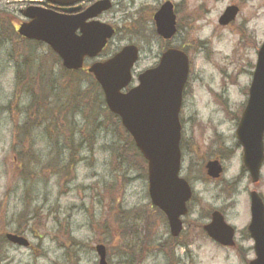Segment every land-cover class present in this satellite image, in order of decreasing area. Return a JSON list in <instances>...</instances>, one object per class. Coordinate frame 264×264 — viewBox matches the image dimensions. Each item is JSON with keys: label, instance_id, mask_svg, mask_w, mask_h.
<instances>
[{"label": "rangeland", "instance_id": "rangeland-1", "mask_svg": "<svg viewBox=\"0 0 264 264\" xmlns=\"http://www.w3.org/2000/svg\"><path fill=\"white\" fill-rule=\"evenodd\" d=\"M35 1L0 0V23H7L8 28L12 16L20 23L25 21L20 11ZM111 1L112 10L99 20L113 26L116 35L98 60L111 58L127 45L139 46L141 58L133 70L132 86L138 84V74L156 66L169 48L184 50L191 61L181 112V176L194 191L185 230L178 243L161 250L159 245L171 238L170 231L152 205L147 168L134 166L131 155L116 159L124 140L100 102L96 106L99 103L101 107L97 115L102 116V126L93 122V113L85 112L88 120L79 113L69 127L77 132L88 123L87 132L96 135L94 147L83 142L80 134L76 137L74 151L79 160L75 168L65 166L70 151L64 148L71 143H65L63 137L58 140L55 131L41 126L25 134L30 98H21L17 108L9 109L16 94L22 52L17 35L10 31V41L0 40V264H99L95 250L99 244L105 245L110 264H247L246 257H255L246 235L249 194L254 190L264 194V167L260 182L253 184L248 172L242 170L240 150L227 160L221 182L208 180L204 166L220 139L235 146L238 117L246 106L252 80L250 64L256 63V49L264 42V0ZM166 1L173 3L178 24L177 35L169 41L157 35L153 18ZM231 5L238 6L240 13L230 26L222 27L219 19ZM244 32L253 44L241 43ZM200 40L204 44H199ZM48 48L33 46L32 50L40 57ZM94 61L87 60L85 67ZM49 66L56 76L64 69L54 60ZM77 78L84 87L92 86L85 74L79 73ZM229 184L232 187L227 192L224 188ZM220 208L227 210L229 223L237 229L244 259L212 244L203 233L206 214ZM122 212L132 214L125 217ZM148 223L152 224L149 229ZM17 232L29 241L28 248L5 241L8 233ZM145 233L150 236L151 249L140 254V261L130 253L131 259L121 254L129 252L119 249L122 244H138Z\"/></svg>", "mask_w": 264, "mask_h": 264}, {"label": "water", "instance_id": "water-1", "mask_svg": "<svg viewBox=\"0 0 264 264\" xmlns=\"http://www.w3.org/2000/svg\"><path fill=\"white\" fill-rule=\"evenodd\" d=\"M44 1L68 6L80 0ZM111 6L109 0H103L76 16L31 6L22 11L29 22L23 23L18 33L23 38L48 45L60 57L64 68L78 71L83 69L86 58H97L113 38L115 30L111 26L99 21L87 23L110 10ZM238 14L237 6L228 7L219 19V24L228 26ZM154 20L160 37L171 40L176 35V15L170 1L161 6ZM78 31L81 35H77ZM138 59V48L127 46L112 59L93 64L88 72L100 84L110 112L120 117L123 127L147 161L152 205L166 215L172 235L177 237L183 230L181 217L188 213L187 204L193 196L189 183L180 177V114L189 78V58L181 50H167L159 65L139 75V85L124 93L132 82V70ZM236 135L243 148L244 167L253 182H257L264 160V43L258 52L249 99ZM206 167L209 177H220L222 169L218 161L209 162ZM251 199L248 231L255 241L257 258L250 264H264V204L256 193H252ZM205 230L215 242L223 246L235 245V229L225 222L220 213L213 214V222ZM6 238L14 245L24 248L29 246V241L23 236L8 234ZM96 251L99 264H108L105 246H97Z\"/></svg>", "mask_w": 264, "mask_h": 264}, {"label": "trees", "instance_id": "trees-1", "mask_svg": "<svg viewBox=\"0 0 264 264\" xmlns=\"http://www.w3.org/2000/svg\"><path fill=\"white\" fill-rule=\"evenodd\" d=\"M8 23V28H6L7 23H4V25L3 23H0L2 29L0 32V40L10 41L11 38H9L8 34L12 31V33L17 35L16 39H18L22 51L18 56L20 64L18 65L15 78L16 94L14 100L10 102L9 109H12L13 107L17 108V104H20L21 98L28 96L30 98V103L27 108V117H29V121H26L23 127L25 134L28 136V130L30 128L41 126H44L45 130L50 128L55 131V137H57L58 140L63 137L65 143H71L64 148L66 151H70V161L66 163L65 166L66 168H75L79 160L77 159L76 151H74L76 137L80 134L79 136L83 142H88L91 147H94L96 143V135L93 132L90 134L87 132L86 129L89 127L88 123L83 130L77 132L70 130L69 127H71V122L79 113H84V116L88 120L89 115L85 114V112H88V114L89 112L93 113L91 115H94L93 122L97 127L104 124L102 116L97 115V111L101 109L99 103L96 106L97 102H100L102 106H106L102 90L93 76L85 71H68L63 69L60 75L56 76L53 74V66H49V63H51V61L53 62V60L61 63L59 57L49 48L48 53L37 57L35 51L32 50L33 46L41 47L44 46V44L21 38L14 31L12 23ZM79 73L90 77L92 80V86L88 88L84 87L81 79L77 78ZM105 112L108 113L110 119L115 121V124L120 131V138L124 140L121 153L116 155V159L128 158L131 155V163H134V166H140L144 169L147 168L146 161L137 150L132 137L122 127L120 119L111 114L107 109ZM14 153H16L15 148ZM72 155L74 156L72 157ZM117 160L115 163L118 164ZM122 214L125 217H128L132 213L122 212ZM150 227H152V224L148 223L147 228L149 229ZM16 234L21 235L20 232H17ZM149 237L150 236L145 233L144 241H139L138 244L133 242L130 246L128 243H124V245L122 244L119 249H121V251L127 250L129 252H121V254L130 257V259L132 256L133 258H136L135 260L140 261V254L149 252L151 249ZM4 239L7 241L6 237H4ZM7 243L9 242L7 241ZM128 253H130L131 256H129Z\"/></svg>", "mask_w": 264, "mask_h": 264}, {"label": "flooded vegetation", "instance_id": "flooded-vegetation-1", "mask_svg": "<svg viewBox=\"0 0 264 264\" xmlns=\"http://www.w3.org/2000/svg\"><path fill=\"white\" fill-rule=\"evenodd\" d=\"M90 0H80V1H78V2H76L75 4H71V5H68V6H55V5H51V4H49V3H46V2H42L41 4H38V5H41V7H44V8H48V9H51V10H55L56 12H59V13H61V14H65V15H67V16H76V15H80V14H82V13H84L87 9H89L90 7H92L93 5H95L97 2H99V1H102V0H93L94 2H89ZM112 8H113V3H112ZM112 8H111V10H112ZM70 10H75V11H73V12H69ZM110 10V11H111ZM109 12V11H108ZM107 13V12H106ZM105 14V13H104ZM101 17V16H100ZM99 17V18H100ZM99 18L98 19H96V20H98V21H100L99 20ZM95 20V21H96ZM90 22H93V20L91 19V20H88L87 21V23H90ZM11 23H12V25H13V28H14V31H16V29L18 28V26H19V24H20V21L19 20H17L15 17H13L12 16V21H11ZM231 25V24H230ZM229 25V26H230ZM80 31H78L77 32V35H80ZM241 43L242 44H253V42H251V40H250V38H249V34H247L246 32H244V33H242V37H241ZM198 43L199 44H204L203 43V41H198ZM205 48H208L207 46H204ZM201 48V47H200ZM175 49H178V50H181V51H183L185 54H187V56H188V58H189V55H188V53L187 52H185L184 50H182V49H179V48H175ZM206 50H208V49H206ZM257 51H256V60H257V57H258V52H259V48H257L256 49ZM203 51H205L204 50V48H203ZM141 55V54H140ZM161 57H162V55H161ZM161 59V58H160ZM98 61H101V60H98ZM256 64V63H255ZM255 64L253 65V64H250L251 65V69H250V76H252L253 77V73H254V69H255ZM189 66H190V71H191V61H190V58H189ZM189 79H190V72H189ZM189 79H188V81H189ZM188 84V83H187ZM186 87H187V85H186ZM185 92H186V88H185ZM184 100H185V93H184ZM243 112V111H242ZM241 115H242V113H241ZM241 115H240V117H238V123L240 122V119H241ZM237 128H238V124L236 125V130H235V133H234V135H235V138H236V143H235V146L234 147H229V146H227L223 141H221V139H220V141L219 142H216V150L215 151H211L210 152V155H209V158L207 159V161H206V163H205V171H206V175H207V178H208V180H210V181H213V182H221L223 179H224V176H225V172L227 171V168H226V163H227V160H231L234 156H235V154L240 150L241 151V153H242V163H243V148H242V146L240 145V143H239V141H238V139H237V135H236V131H237ZM221 135H219V137H220ZM216 141V140H215ZM263 143H264V137H263ZM182 149V148H181ZM212 150V149H211ZM214 153V154H213ZM182 156H183V153H182ZM213 161H218L219 162V164H220V167H221V169H222V173H221V175H220V177L219 178H217V179H213V178H211V177H209L208 176V171H207V164L209 163V162H213ZM263 167H264V160H263V163H262V167H261V170H260V174H259V179L257 180V182H253V180H252V178H251V175H250V173L248 172V170L244 167V165H243V169L242 170H244V171H247L248 172V174H249V176H250V179H251V181H252V183L253 184H258L259 182H260V180H261V174H262V169H263ZM187 180V179H186ZM188 181V180H187ZM189 182V181H188ZM232 187V185H226V187L224 188V190H226L227 192H229V190H230V188ZM231 193V192H230ZM230 193L228 194V196L230 195ZM252 193H256L260 198H261V200H262V202H263V204H264V194H261V193H259V192H257V191H251L250 192V194H249V198H250V221H251V203H252V199H251V195H252ZM194 191H193V196H192V198H191V200L188 202V204H187V209H188V213L185 215V216H183V217H181V221H182V224H183V230H182V232L179 234V236H177V237H174L173 235H172V232H171V228H170V225H169V222H168V219H167V217H166V215L161 211V210H159V213H160V215H161V217H162V219H164L166 222H167V224H168V227H169V231H170V237L171 238H169V239H167L168 241L165 243V244H163V245H159L160 246V248H161V250H163V251H166L165 250V246L167 245V244H169V243H172V244H174V243H178V241H179V237L182 235V233L184 232V230H185V224H186V217H188L189 216V214H190V212H191V205H192V201L194 200ZM215 212H218V213H220L222 216H223V218H224V220H225V222L227 223V224H229L230 226H232L234 229H235V236H234V241H235V245L234 246H232V247H230V246H223V245H221V244H219V243H217V242H215L213 239H211L210 238V236L208 235V233L206 232V230H205V227L206 226H208V225H210L212 222H213V214L215 213ZM206 218H207V223H205L204 225H202V230H203V233L207 236V239L212 243V244H214V245H216L217 247H219V248H221V249H225V250H233L234 252H237V255H239L242 259H244L243 258V252H245V250H243V247H242V245H241V243H239V241H238V238H237V229H236V227H234L233 225H231L230 223H229V221H228V215H227V210L225 209V208H220V209H216V210H213L212 212L211 211H209L207 214H206ZM246 235H247V237H248V240H250V241H252V243H253V246H252V251H254V258L253 259H249V257H246V259L244 260V261H246V263L247 264H250V262L251 261H253V260H255L256 258H257V256H256V251H255V241L251 238V236H250V234H249V231H248V226H247V228H246ZM76 246H78V244L76 243ZM246 252H248L247 250H246ZM247 256H249V255H247ZM108 263L110 264V262H109V260H108Z\"/></svg>", "mask_w": 264, "mask_h": 264}]
</instances>
